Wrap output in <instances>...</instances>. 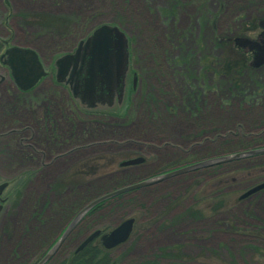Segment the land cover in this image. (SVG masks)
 <instances>
[{"label": "rangeland", "instance_id": "1", "mask_svg": "<svg viewBox=\"0 0 264 264\" xmlns=\"http://www.w3.org/2000/svg\"><path fill=\"white\" fill-rule=\"evenodd\" d=\"M170 3L174 11L168 9ZM41 8L62 10L60 15H46L39 24L48 23L46 31L64 29L69 37L60 40L51 32H37V24H30L31 17L25 15ZM15 12L28 13L24 24L11 29L13 42L36 48L48 71L55 43L64 41L69 49L97 25L117 24L132 37L129 72H135L137 80L134 90L127 92L126 112L125 103L108 113L88 114L66 89L54 85L52 76L44 77L30 96H21L8 72L0 69V182L8 181L0 211V264L19 262L14 255L24 260L35 257L68 224L74 210L70 212V206L76 208L84 198L184 162L244 150L239 148L245 143L250 149L264 147V99H260L264 92L258 91L263 95L250 102L251 92L264 85V59L253 64L256 48L244 41H260L259 29L249 31L247 21L264 18V0H0L1 21L5 13ZM242 30L247 31L243 37L237 35ZM0 34H6L2 28ZM230 50L250 57L242 74L232 75L241 77V87L248 89L245 95L229 91L227 75H218L216 69L223 56L234 58ZM20 127V136L32 138L28 141L32 148L9 132ZM63 152L65 156L51 158ZM92 157L96 159L89 160ZM133 157L145 161L109 172ZM245 158L235 163L237 170L227 173L222 188L212 186L223 174L204 169L107 199L83 216L72 239L65 241L64 254L60 249L54 261L64 260L68 249L92 229L109 230L133 217L129 237L110 249L115 264L144 263L172 247L193 261L264 264V189L236 203L241 193L263 180L251 170L264 166V156ZM91 164L93 173L71 176L75 168L84 171ZM62 178L65 182L59 187ZM219 198L222 205L212 211ZM191 210L198 216L186 215ZM255 232L261 237L248 236ZM193 261L190 264L203 263Z\"/></svg>", "mask_w": 264, "mask_h": 264}, {"label": "water", "instance_id": "2", "mask_svg": "<svg viewBox=\"0 0 264 264\" xmlns=\"http://www.w3.org/2000/svg\"><path fill=\"white\" fill-rule=\"evenodd\" d=\"M261 25L264 28V21ZM244 41L256 48L253 64H261L264 61V30L258 44L252 43L248 39ZM1 61L8 66L13 80L22 90L33 87L46 73L36 53L30 48L21 46L9 47L1 55ZM53 66L55 69V80L67 86L72 98L81 107L93 109L102 106H112L115 99L118 103H121L125 90L126 74L129 70L128 37L115 24H100L86 38L78 42L73 52L57 57ZM134 82L135 76L133 77V85ZM260 153H264V147L211 157L104 193L89 201L75 214L53 246L37 264H42L52 255L72 227L87 211L109 197L188 170ZM141 160V157L127 159L122 161L121 165L135 164ZM7 185V181L0 182V209L2 207L1 203L4 201L1 195ZM261 188H264V181L247 189L240 195V198ZM132 224L133 218L123 220L101 237L102 245L105 248H111L126 240L132 229ZM98 233L99 230H95L87 235L79 244L77 250L82 249Z\"/></svg>", "mask_w": 264, "mask_h": 264}, {"label": "trees", "instance_id": "3", "mask_svg": "<svg viewBox=\"0 0 264 264\" xmlns=\"http://www.w3.org/2000/svg\"><path fill=\"white\" fill-rule=\"evenodd\" d=\"M176 1H175V5L173 3H170L167 7L170 11H174L175 7L176 6ZM174 5V6H173ZM166 10H162V13H166L165 12ZM167 14V15H170V12ZM263 19V18H257V19H252V20H249L247 21V26L248 28H250L249 31L254 30L256 26H258L260 20ZM244 25V24H242ZM241 25V26H242ZM244 27V26H242ZM247 31L246 30H242L240 32L237 33V35H240L243 37V35L246 33ZM131 39L132 37H130V42H131ZM215 40H217L219 43L221 42L220 40H223V41H226L225 38L223 39H219V38H215ZM220 45V44H219ZM235 46V45H234ZM194 46H191L190 48L194 49L193 48ZM197 47V46H196ZM215 47V46H214ZM236 47V46H235ZM237 48V47H236ZM230 52L233 54V57L234 58H229L228 55H225L223 56V58H221L220 60V63L217 64V72H218V75L220 74H223V76L227 75L228 77V80H229V83H228V87H229V91H231L232 93H234L235 95H245L248 91V89H244L243 87H241V80H240V76H238L239 78H235L234 76H232L233 74H236V75H241L242 74V67H244L247 63V59H250V57L248 56L247 54V57L244 56V54L240 53L239 51H236V52H233L232 50H230ZM184 59V58H183ZM186 59V58H185ZM213 60V58H211ZM231 59V60H229ZM187 60V59H186ZM180 61V60H179ZM177 61V63H182L181 61L179 62ZM202 61V60H201ZM231 61V62H229ZM186 62V61H185ZM183 62V63H185ZM212 62V61H211ZM214 63V61H213ZM224 65V66H223ZM202 67V65H201ZM206 70V67L203 66V72ZM207 73L210 74V71H207ZM199 82H200V86L202 89H204V84L202 83V77L200 76L198 78ZM228 82V81H227ZM213 87V86H212ZM211 87V89H212ZM260 87V88H259ZM134 90V88H132V83L130 82L129 84V88H128V92H132ZM262 90L264 92V85H260L258 86V89L254 90L251 92V98H250V102H253L254 101V98L257 99L259 97H261L263 95V92L258 93V91ZM260 99H264L263 98H260ZM259 99V101H260ZM130 100V99H129ZM253 100V101H252ZM128 104V98H127V101H126V105H125V109H124V112H126L127 110V106H129ZM77 105V104H76ZM126 110V111H125ZM237 141H242V140H237ZM243 142V141H242ZM240 144H243V143H240ZM239 144V145H240ZM238 145V146H239ZM246 146H241L242 148H239V149H248V147H250L251 145H249L248 143H245ZM223 149H225L223 147ZM237 149H231L229 150L228 152H231V151H236ZM226 150H222L220 152H225ZM218 155V154H217ZM259 156V155H258ZM257 155L256 156H251V157H247L245 159H255L256 157H258ZM260 156H264L263 155H260ZM242 159H237V160H233V161H228V162H224V163H218V164H215L213 166H209L208 168H206V171H208V169L210 171H219L218 174H223V176L219 179L217 178L214 183L216 185L212 186V187H215L216 189L219 187V188H222V187H225L226 185V175L227 173H229V171H233V170H237L238 168V165H236L235 163L241 161ZM228 165V166H227ZM236 165V166H235ZM257 167V166H256ZM256 169V168H255ZM254 168H252V172L253 171H256V172H259L260 174L256 177V178H261L264 179V166L263 167H259L255 170ZM222 181V182H221ZM257 193V192H256ZM99 194V193H98ZM98 195H94V196H91L88 200L96 197ZM88 200H86L85 198L83 200H81L80 202L81 203H78L77 206H79V208L85 203L87 202ZM240 198L237 199V202H240L239 201ZM75 203V202H74ZM104 203L101 202L100 204L96 205L93 209H91L88 213H91L93 211H95L98 207H100L102 204ZM223 203V202H222ZM221 203V198H219L218 201H216V204L215 205H212V211H215V210H218V208L222 205ZM75 204H73L72 206H70V212H76V208H74ZM210 208V209H211ZM217 208V209H216ZM209 209V211H210ZM211 211V212H212ZM71 212V214H72ZM68 214V213H67ZM66 214V215H67ZM71 214L68 216V218L71 216ZM191 215L192 217H197L198 216V212L196 211H192L187 213L186 215ZM185 215V214H184ZM185 215V216H186ZM184 217V216H182ZM81 222V221H80ZM79 222V223H80ZM134 229V228H133ZM133 231V230H132ZM252 233V232H251ZM257 233H253V234H250L248 236H253V237H261L259 234V236L256 235ZM247 236V237H248ZM263 238V237H262ZM256 240V239H255ZM257 241V240H256ZM247 246V245H246ZM246 246H244L243 248H245ZM250 247L253 248V249H258L257 246H253L252 244H250ZM178 249H180L179 247H172V248H164V249H161L160 252H158L157 255H155V257L151 260H148L144 263H140V264H162L160 261V259H171V260H178V263H182V264H190L193 260H189L185 257V255H179L181 254L182 252H180ZM260 249V248H259ZM109 250H106L102 247V245L100 244L99 241L97 240H94L90 243H88L83 249L77 251V252H74V250L71 251L70 254H67L68 256H66L64 258V260H60L59 259V262H61L60 264H115L111 258L109 257ZM214 254H217L218 252H213ZM231 259V258H230ZM198 260H194L193 262L196 263ZM200 262H203L201 264H210V263H206L208 262V260H205V261H198V263Z\"/></svg>", "mask_w": 264, "mask_h": 264}, {"label": "flooded vegetation", "instance_id": "4", "mask_svg": "<svg viewBox=\"0 0 264 264\" xmlns=\"http://www.w3.org/2000/svg\"><path fill=\"white\" fill-rule=\"evenodd\" d=\"M5 10H7L6 9V6H5V9H4V12H5ZM59 11H62L61 9H58V8H55L54 10H49V11H45L43 8H41V9H37V10H32V11H29V13H31V14H29V15H25L26 13H28V12H20V13H18V12H15L14 14L13 13H5L4 14V16H5V18L3 19V21H1L0 20V29L2 28L3 30H4V32L6 33V34H4V36H2L1 34H0V69H4V70H6L7 72H8V78L11 80V82L13 83V85H14V87L16 88V91L21 95V96H23V95H25V96H30L31 94H33V92H35V88L37 87V84L44 78V77H46L47 75H50V76H52V78H53V80H54V85L55 86H59V87H61V88H63L64 90L66 89L68 92H69V90H68V88H67V86L65 85V84H63V83H59V82H56V80H55V69H54V66H53V63H54V60L57 58V57H59L60 55H62V54H65V53H71V52H73L74 51V49L76 48V46H77V44H78V42L80 41V40H82V39H84L91 31H92V29L89 31V33H87V34H85L84 36H82L80 39H78L76 42H75V45L73 44L69 49H66L67 47H65V43H64V41H63V43H62V41H60V42H58V43H55L54 44V48H53V50L51 51V53H53V54H55L53 57H52V70H47L45 67H44V64H43V61H42V58H41V55L39 54V52L36 50V48H34V47H29V46H27V45H18L17 43H14L13 42V39H12V37H11V29L13 28V27H18V23L20 22V26L22 25V24H24L26 21H24V19H23V17H24V15L25 16H28V17H31V18H29V23L30 24H37L36 25V27H39V29L37 30V32H39V33H44L45 35L46 34H48L49 32H51V33H53V34H55L57 37H60V40H64V39H66L67 37H69V32L68 31H65L64 29L61 31H46V27L47 28H49L50 26H49V24L47 23L46 25H44L43 23L42 24H39V22L40 21H43V18L44 17H46V15L48 16V14H55V15H60V14H62V13H60ZM24 13V14H23ZM66 13V12H65ZM0 16H2V14L0 13ZM22 17L21 18V20H19L18 21V17ZM32 18H33V20H32ZM38 19V20H37ZM6 21V22H5ZM6 23H8L7 25H5ZM31 27H33V25L31 26ZM43 27H44V31L45 32H42L43 31ZM58 27H61L62 28V26H61V24H59L58 25ZM258 29H259V31H262V29H261V26H256ZM255 27V28H256ZM124 30V29H123ZM58 33H60V36L58 35ZM126 35L128 36V34L126 33ZM128 38H129V36H128ZM12 46H21V47H24V48H30V49H32L35 53H36V55H37V58H38V60L40 61V63L42 64V66H43V68H44V70H45V75L38 81V83L35 85V86H33V87H31V88H29V89H25V90H22V89H20L18 86H17V84L15 83V81L13 80V78H12V76H11V74H10V69L8 68V66L6 65V64H4L2 61H1V55L4 53V51L7 49V48H9V47H12ZM128 48H129V59L131 60V56H132V52H131V43L129 42V45H128ZM131 62V61H130ZM130 76H131V74L129 73V72H127V74H126V79H125V90H126V92H127V90H128V87H129V83H130ZM0 79H2L1 77H0ZM132 81V80H131ZM19 98H22V97H19ZM18 98V101L19 100H21V99H19ZM124 100H122L121 101V103H118L117 102V100L115 99L114 101H113V105L112 106H102V107H96V108H94V109H92V111H84V112H88V114H100L101 112V114H104V113H108V112H110V111H112L113 109V107L114 106H118V107H120V106H124L125 105V102H126V97L125 98H123ZM73 100V99H72ZM98 109H100L101 111L100 112H96V110H98ZM112 109V110H111ZM23 128V127H22ZM22 129H21V127H20V129H18V128H12V129H10L9 130V132L10 133H13V134H17L18 136H19V143L21 144V145H26V146H28L29 148H32V146H30L29 145V143H28V141H31L32 140V138L29 140V139H26V138H24V137H22V136H20L19 134H21V131ZM210 140V139H209ZM65 152H63L62 154H55V155H53V156H51V158L53 157L54 159L55 158H57V157H60L61 155H63V156H65V154H64ZM58 155V156H57ZM258 156V155H257ZM260 156V155H259ZM96 159V157H92V158H90L89 160H92V159ZM88 160V161H89ZM96 161V160H95ZM106 162L108 161L109 163H112V161L111 160H105ZM144 159H142L140 162H137V163H135V164H129V165H126V166H131V165H137V164H141V163H144ZM199 160H193V161H191V162H187V163H193V162H198ZM91 163V162H90ZM119 164V167L118 168H116V169H114V170H109V172L111 171V172H113V171H115V170H118V169H121V168H124V166H121L120 165V162L118 163ZM105 167H106V165H104ZM92 164L89 166V167H87L88 169L87 170H84V171H82V169H81V167H79V168H75V171H73V173L71 174V176H82V174H85V173H93L94 171L92 170ZM209 166H203V167H200V168H195L196 170H197V172H199V170H204V169H206V168H208ZM175 168V167H174ZM173 168H171V169H168V170H165V171H169V170H172ZM188 171H192V170H188ZM184 173V172H183ZM167 179V178H166ZM65 182V179L64 178H62V180H60L59 182H58V186L60 187V185H62L63 183ZM57 186V187H58ZM4 199V201H5V198H3ZM75 214V212H72V214H71V216L69 217V219H68V222L70 221V219L73 217V215ZM67 222V223H68ZM79 222H80V220L72 227V229L70 230V232L66 235V237H65V239L60 243V245L57 247V249L52 253V255L46 260V261H44L42 264H49L50 262H52V260L54 261V259H55V257H56V255H57V253H60V249L61 250H63L62 252H63V254H64V250H65V247H64V245L66 244V242L65 241H68V238H70V239H72V237H71V235H73V232H74V230L76 229V227L78 226V224H79ZM65 223V222H64ZM66 225L67 224H65L57 233H55V235L53 236V238H52V240H50V241H48L47 242V244L44 246V248L42 249L41 248V250L36 254V256L34 257H31V258H29V259H22V257L20 256V257H17L16 255H14V258L15 259H17V260H19V262L18 261H16V263L15 264H37L40 260H41V258L43 257V255L49 250V248L52 246V244L54 243V241L57 239V236H59L61 233H62V231L65 229V227H66ZM96 229H98L99 230V233H98V235L94 238V240H97V239H101V237L104 235V234H106V233H108L109 232V230H104V229H101V228H95V229H93V230H96ZM92 230V231H93ZM91 231V232H92ZM90 231L88 232V234L89 233H91ZM79 233V232H78ZM87 234V235H88ZM77 235H79V234H76L75 235V237L77 236ZM74 240H75V238H74ZM78 240V239H77ZM93 240V241H94ZM99 240H97V241H99ZM76 247H77V245L76 246H74V247H72V248H70V249H68V253L70 254L71 253V251L72 250H74V252H77L76 251ZM12 252H15V250H13ZM58 262V263H57ZM61 262H59V259L57 260V261H54V264H60Z\"/></svg>", "mask_w": 264, "mask_h": 264}, {"label": "bare ground", "instance_id": "5", "mask_svg": "<svg viewBox=\"0 0 264 264\" xmlns=\"http://www.w3.org/2000/svg\"><path fill=\"white\" fill-rule=\"evenodd\" d=\"M202 160H205V159H201V160H199V161H202ZM188 165V163L187 162H184V163H181L180 165H178L177 167H175V168H173V169H176V168H179V167H184V166H187ZM167 171H162V172H160V173H157V174H154V175H152V176H149V177H146V178H142V179H139V180H135V181H131V182H129V183H123V184H121L119 187H116V188H113L112 190H115V189H117V188H120V187H123V186H126V185H129V184H132V183H135V182H138V181H140V180H145V179H148V178H151V177H154V176H159V175H162V174H164V173H166ZM192 172H197V170L196 169H192ZM166 178H168V177H164V178H161V179H159L158 181H156V182H160V181H163V180H165ZM156 182H153V183H149V184H145V185H142V186H139V187H136V188H133V189H131V190H136V189H139V188H141V187H144V186H148V185H151V184H154V183H156ZM112 190H110V191H112ZM128 191H130V190H127V191H125V192H128ZM124 193V192H123ZM120 194H122V193H120ZM120 194H118V195H120ZM89 201H91V199L90 200H88L87 202H85V203H88ZM83 206H84V204H83ZM83 206H81L80 208H79V206H76L77 208H76V212H75V214L83 207ZM75 208V207H74Z\"/></svg>", "mask_w": 264, "mask_h": 264}]
</instances>
